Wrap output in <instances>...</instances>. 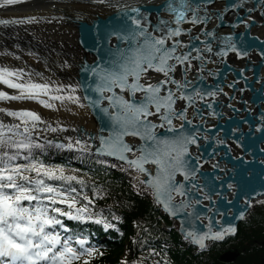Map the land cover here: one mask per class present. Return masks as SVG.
<instances>
[{
  "label": "snow or ice",
  "instance_id": "obj_1",
  "mask_svg": "<svg viewBox=\"0 0 264 264\" xmlns=\"http://www.w3.org/2000/svg\"><path fill=\"white\" fill-rule=\"evenodd\" d=\"M22 2L0 0V9ZM93 2L103 4L107 0ZM211 3L212 0H167L165 10L170 14V19H161L151 31L141 22L143 18L139 10L131 8L130 11L136 16L128 17L131 24L126 34L120 37L127 47H118L104 67L91 69L95 86L90 85L89 90L96 95L94 98L83 97L93 108H100L104 101L108 104L100 111L108 115L111 132L107 138H100L101 147L96 151L106 149L108 155L151 177L140 183H147L154 189L157 202L174 216L201 203L199 199H194L196 193L193 189L197 192L202 189L195 183L188 187L187 182L195 180L203 164L192 156L189 146L197 144L199 139V125L194 123V119H203L197 104L215 98L217 93L196 87V83L203 80L199 73L204 72L207 64L212 62L211 56L222 58L229 51L241 56L230 36L223 38L224 47L214 51L211 40L201 39V35L214 38V34L204 32L203 28L201 35L195 37L202 47L191 40L186 43L180 39L182 34L191 32L190 28L184 29L182 25L207 24L211 15L206 10L201 15L200 5H205L207 9ZM257 3L264 7V0H257ZM251 11L252 8L249 9ZM34 22H37L36 18L0 19V25ZM242 23L247 26L248 21ZM181 69L182 79H177L176 73ZM193 69L197 75L189 78L188 74ZM0 85L18 93L10 95L0 91V101H34L51 110H57L58 105H64L66 101L77 107L86 106L81 102V97L74 95L77 91L75 87L53 86L50 81L38 82L23 69L0 67ZM65 92L68 94L64 95ZM181 101L185 102L182 106L178 104ZM212 107L211 102L206 104V108ZM109 108L113 110L111 114ZM190 109L192 119L188 116ZM0 113L17 121L15 124L0 122V264H91L95 249L85 247L84 239L63 235L68 229L60 219H83L88 208L77 205L87 198L81 197L74 187L59 188L47 183L62 181L70 185L76 177L66 176L63 169H52L31 159V150L43 147L35 142L39 138L34 137V133L41 131L38 126L46 122L31 110L9 111L0 108ZM47 130L55 133L58 129L47 125ZM158 130H164L169 135H161ZM125 137L137 138L142 143L134 147L125 142ZM47 143L51 144L52 141ZM75 143L83 144L80 140ZM67 147L71 149L73 144L69 143ZM86 147L91 148V145ZM128 154L135 158L129 159ZM20 159L26 163H16ZM145 165L154 166V175ZM178 176L183 180L178 181ZM176 197H182L178 204L173 203ZM205 199L208 197L205 196ZM194 215L199 218L197 213L187 212L189 217ZM243 218V213L237 217ZM236 233L237 229L230 226L202 235L190 231L187 236L193 244L203 249L206 240L219 241L226 235Z\"/></svg>",
  "mask_w": 264,
  "mask_h": 264
},
{
  "label": "water",
  "instance_id": "obj_2",
  "mask_svg": "<svg viewBox=\"0 0 264 264\" xmlns=\"http://www.w3.org/2000/svg\"><path fill=\"white\" fill-rule=\"evenodd\" d=\"M231 2L238 6L232 5L233 8H231ZM166 4L167 0L157 3L135 1L116 7L106 16L99 15L88 22L77 19L75 22L77 44L81 47L83 54L75 63L74 80L77 84L78 96L90 112L95 126L88 130L83 125L77 124L75 128L76 140L82 142L87 140L85 143L91 145L89 152L75 149L68 152L96 156L120 165H128L117 157L108 155L106 149H101V152L96 151L101 147L100 138H107L111 132L108 115L100 111V108L108 107V104L104 101L100 108H93L83 97L94 98L96 95L89 90L90 85L95 86L91 69L104 67L110 62L118 47L121 49L127 47L126 42L120 37L126 34V29L131 24L128 17L136 16V13L131 12L130 9L139 10L140 17L143 18L141 22L151 31L161 19H170V14L165 10ZM217 6L221 7L219 15H216ZM250 8L253 9L251 20H256L257 25L248 28L242 23L246 21L245 18H239L235 14L242 11V15L246 16ZM205 10H209L208 13L211 15L207 24L204 26L182 25L184 29L190 28L191 32L182 34L180 39L186 43L191 40L192 43L202 47L195 37L201 35V28H203L204 32L211 31L214 34V38L201 35V39L211 40L214 51L224 47L223 38L230 36L231 42L235 44L241 56L238 57L236 52L232 51L222 58L211 56L212 62L207 64L204 72L199 73L203 80L196 83V87L203 91L217 93L215 98H209L197 104V107L201 108L203 119L200 117L194 119V123L199 125V139L197 144L189 146L192 156L198 158L203 164L195 180L187 182L188 187L195 183L199 189H202L199 192L193 189L196 193L194 199H199L201 203L174 216L164 208L163 204L157 202L154 189L147 183L141 184L152 191L156 203L167 217L178 221L180 233L190 241L191 238L187 236L190 231L202 235L210 231L215 233L230 226L237 229L241 221L237 217L241 213L245 217L251 207L249 204L264 198V54H262L264 53V22H262L264 7H261L257 0H226L225 3L224 0H212L211 6L207 9L205 5H200L201 15ZM250 43L254 44V47ZM245 52L246 56L243 55ZM182 71L181 69L176 73L177 79H182ZM188 75L189 78H194L197 73L193 69ZM209 102L213 105L211 109L206 108ZM184 103L178 102L181 106ZM112 112L113 110L109 108V114ZM188 116L189 119L193 118L191 109ZM158 132L161 135H169L164 130H158ZM50 141H52L51 145L56 147L63 144L62 140L55 136L51 137ZM125 142L134 147H139L142 143L137 138L131 137H125ZM68 152L62 151V153ZM128 156L129 159L135 158L131 154ZM145 167L154 175V166L145 165ZM131 169L142 175L141 181L151 179L138 170L132 167ZM177 180L182 181L183 178L178 176ZM205 196L208 199H205ZM181 199L182 197H176L173 203L178 204ZM188 211L197 213L199 218L195 215L187 216ZM229 236L226 235L224 238ZM207 241L212 240H206L205 244ZM237 256L236 252H225L220 255L219 260L230 263L235 261Z\"/></svg>",
  "mask_w": 264,
  "mask_h": 264
},
{
  "label": "trees",
  "instance_id": "obj_3",
  "mask_svg": "<svg viewBox=\"0 0 264 264\" xmlns=\"http://www.w3.org/2000/svg\"><path fill=\"white\" fill-rule=\"evenodd\" d=\"M31 159L76 177L70 185L62 181L47 183L59 188L74 187L87 198L77 205L88 208L81 219L83 223L67 217L60 219L72 237H88L95 245L91 264H120L121 260L124 264H264V199L253 202L234 236L208 243L206 250H201L182 238L176 223L172 224L153 202L149 191H136L125 168L96 157H61L52 146L34 147ZM101 223L110 224L119 234L104 232ZM230 250L238 253L236 260L221 262L219 256Z\"/></svg>",
  "mask_w": 264,
  "mask_h": 264
},
{
  "label": "bare ground",
  "instance_id": "obj_4",
  "mask_svg": "<svg viewBox=\"0 0 264 264\" xmlns=\"http://www.w3.org/2000/svg\"><path fill=\"white\" fill-rule=\"evenodd\" d=\"M122 2H126V0H107L103 4L94 3L93 0H23L18 5L0 9V19L28 17L37 20V22L30 24L0 26V53H5L0 55V67L23 69L38 82L50 81L53 86H68L67 84L70 82L72 87L77 88L76 81L72 80L71 75L74 76L75 74L73 62L79 59L81 53L74 46L75 42L77 45L78 36L76 26L72 25L70 20L80 17L88 21V19H93L99 15L106 16ZM230 4V7L233 8L234 3L231 2ZM220 11L221 7L217 6L216 15H219ZM241 12L236 13L235 16L245 18L248 21V28L252 24L256 26L257 21L251 20L253 13L248 12L244 16ZM262 22H264V16ZM253 39L256 41L254 37ZM250 45L254 47V44L250 43ZM37 55H40V58ZM16 57H19V59H16ZM10 95L17 94L10 93ZM5 102L18 109L27 108L48 120L50 119L51 123L54 124L49 123L48 125L58 129L57 132L53 133L47 130V125L41 124L38 126L41 131L35 132L34 137L50 140L51 137L55 136L62 140L65 150H69L67 147L69 143L73 144V149L88 150V147L84 145L87 140L82 145H76V134L74 132L77 124L83 125L88 130L93 129L95 126L86 107L80 109L74 104L65 102L64 105H58L57 110H51L34 101L27 100L0 101V106H4ZM64 106L67 107L68 111L64 109ZM60 116H62V119H60ZM65 116L72 117V120H66ZM84 120L87 122L84 123ZM0 121L10 124L6 115ZM66 128L70 129V134L67 131L60 130ZM131 173L136 184L140 185L142 175L133 169H131Z\"/></svg>",
  "mask_w": 264,
  "mask_h": 264
},
{
  "label": "rangeland",
  "instance_id": "obj_5",
  "mask_svg": "<svg viewBox=\"0 0 264 264\" xmlns=\"http://www.w3.org/2000/svg\"><path fill=\"white\" fill-rule=\"evenodd\" d=\"M73 25V24H72ZM74 46L78 49V50H80V47H78L77 45H76V42L74 43ZM73 70H75V69H73ZM71 78H72V80H73V75H71ZM74 81V80H73ZM68 86H71L72 87V83H70L69 82V84H67ZM0 91H5V92H7L8 94H10V93H13V94H15L16 92H15V90H12V89H8L6 86H4V85H0ZM16 94H18V93H16ZM64 95H67L68 93L67 92H65V93H63ZM74 95H77V93L75 92L74 93ZM67 102V101H66ZM4 106H0V108H5V109H7V110H9V111H21V110H29V109H27V108H25V109H18V108H16L15 106H13V105H11V104H9L8 102H5L4 104H3ZM15 107V108H14ZM80 109H82V107H79ZM64 109L66 110V111H68V109H67V107L66 106H64ZM5 117V115H4V113H0V119H3ZM42 117V116H41ZM72 118V117H71ZM70 117H68V116H65V119L66 120H72ZM42 119L47 123V124H44V125H48L49 123H51L52 121H50V119L48 120V119H46V118H44V117H42ZM60 119H62V116H60ZM8 120L10 121V124H15V123H17V121L16 120H14V119H12V118H10V117H8ZM0 122H2V121H0ZM85 122H87V121H85L84 120V123ZM51 124H54V123H51ZM62 125V124H61ZM63 131H67V132H69V134H70V129H68V128H66L65 130H63ZM37 137V136H36ZM41 140H44V139H38V140H35V142L36 143H41L40 141ZM65 148V147H64ZM61 149H63V148H61ZM129 171V173H130V175L131 176H133L132 175V173H131V171L130 170H128ZM133 181H134V185H135V187L137 188V190H141L142 188H144V187H142V186H140V185H138V184H136V182H135V179H134V176H133ZM120 264H124V262L121 260V262H120Z\"/></svg>",
  "mask_w": 264,
  "mask_h": 264
}]
</instances>
